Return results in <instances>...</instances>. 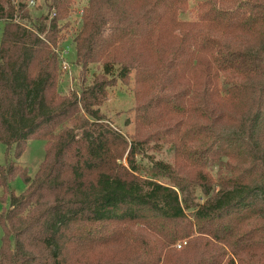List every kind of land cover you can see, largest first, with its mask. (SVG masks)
Here are the masks:
<instances>
[{
	"label": "trees",
	"instance_id": "1",
	"mask_svg": "<svg viewBox=\"0 0 264 264\" xmlns=\"http://www.w3.org/2000/svg\"><path fill=\"white\" fill-rule=\"evenodd\" d=\"M28 1L0 0V264H264V0H203L193 21L179 18L189 0H89L77 60L103 75L81 96L59 91L73 0H45L35 20ZM134 71L148 132L129 141L98 108ZM33 139L32 179L14 158ZM153 140L176 164L139 161Z\"/></svg>",
	"mask_w": 264,
	"mask_h": 264
},
{
	"label": "rangeland",
	"instance_id": "2",
	"mask_svg": "<svg viewBox=\"0 0 264 264\" xmlns=\"http://www.w3.org/2000/svg\"><path fill=\"white\" fill-rule=\"evenodd\" d=\"M21 0H15L14 3H18ZM203 0H189L188 1V12L181 13L179 15L182 21H193L196 20V8ZM89 0H73L72 7L68 17L62 21L68 23V28L63 32L65 38L60 40L57 44L56 50L64 49L66 54H59V91L61 94L70 96L76 94L81 96V90L93 83L96 77L103 75L102 63L90 64L88 68L84 67L77 60V51L75 45V37L79 33L80 28L83 24V10L88 5ZM28 8L30 10V17L35 20L48 12L45 0H37L34 6H31L28 1ZM4 23L0 22V41L3 32ZM59 51V52H60ZM136 72H132L128 81L123 82L118 79V82L108 89V97L105 102L98 108L100 114L103 116L105 121L110 124L114 129L119 130L126 137L128 136L129 141L131 139H139V135L142 134L145 137V132H148V128H139V121L137 116L138 103L135 97L136 88ZM110 79V78H109ZM227 131V130H226ZM44 141L41 140H30L27 143L24 153L19 159L14 160L21 165L23 168L28 169L29 176L33 179L44 160L45 148ZM200 144L195 146L200 150ZM217 143L216 146L210 148L207 151V156L212 157L219 149H222V145ZM232 147V145H230ZM148 156L139 157V161L149 167L148 159L155 158L156 160H165L176 164L175 151L171 144L163 143L157 140L149 143ZM193 147V145H192ZM223 150V149H222ZM7 155L6 146L0 143V169L5 164ZM14 157V154H12ZM227 161L226 159H223ZM126 164V161H123ZM216 181L218 179L219 167L213 166L208 167L204 170ZM187 176V177H186ZM191 176V177H190ZM181 175L186 177L190 181H195L193 175ZM14 191L16 195H20L25 192L26 185L23 179L18 176L10 184V191ZM194 195V202L196 204L203 203L205 200L204 193L200 187L195 186L192 188ZM214 190L216 193L219 191V186H215ZM0 199H6L4 192L0 189ZM9 208V198L7 197L5 203L0 201V213L4 209ZM194 211H188L187 214L192 217ZM192 219V218H190ZM193 220V219H192ZM183 245L186 242L181 243ZM0 246H1V228H0ZM180 249V246H178Z\"/></svg>",
	"mask_w": 264,
	"mask_h": 264
},
{
	"label": "built area",
	"instance_id": "3",
	"mask_svg": "<svg viewBox=\"0 0 264 264\" xmlns=\"http://www.w3.org/2000/svg\"><path fill=\"white\" fill-rule=\"evenodd\" d=\"M36 1H37V0H29V4H30L31 6H34ZM59 51H60V50H56V52H57L58 54H61V52L63 53L62 55H65V54H66V52H65L64 49H61L60 52H59Z\"/></svg>",
	"mask_w": 264,
	"mask_h": 264
}]
</instances>
